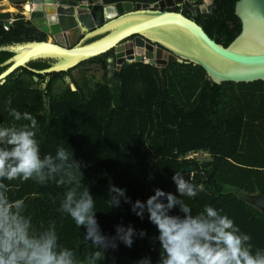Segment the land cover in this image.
I'll use <instances>...</instances> for the list:
<instances>
[{
    "label": "trees",
    "instance_id": "16d2710c",
    "mask_svg": "<svg viewBox=\"0 0 264 264\" xmlns=\"http://www.w3.org/2000/svg\"><path fill=\"white\" fill-rule=\"evenodd\" d=\"M87 1V0H73ZM103 4L118 1L154 3L159 0H92ZM213 9L196 15L183 7L181 13L200 25L215 42L226 46L240 31L234 14L237 0H212ZM14 6V5H13ZM11 20L7 29L4 23ZM45 34L28 19L18 15L9 19L0 13V46L44 40ZM89 41V40H88ZM87 41V42H88ZM109 52L80 64H96L104 72L102 80L92 83L82 75L79 83L71 71L38 74L52 63L49 59L31 61L9 75L0 85V121L10 117L3 107L7 96L13 106L36 112L40 93L30 86L34 78L47 80L50 112L40 120L39 137L44 151H54L59 143L73 147L75 156L88 166L82 171L86 181H94L91 191L106 198L108 180L125 187L133 200L151 194L154 187L174 191L173 171H182L193 183L203 182L206 191L185 201L193 212L205 204L222 209L250 233L253 243L264 247V211L238 197L235 191L264 197V81L249 83H212L205 71L192 63L173 62L156 67L144 62L124 63L107 78L105 56ZM12 54L0 51V72ZM79 64V65H80ZM75 85L72 90L68 84ZM57 84L63 85L56 90ZM68 143V144H67ZM188 153L204 156L186 158ZM11 195L25 197L27 211L37 221L58 218L57 204L48 199L56 189L33 181L11 182ZM97 217L102 228L111 232L121 220L138 228L155 231L147 219L141 221L129 211L128 204L108 211L98 200ZM64 243L77 248L82 256L79 230L70 218L58 219ZM144 239L134 241L131 248L123 245L110 257L119 255L139 259L157 253Z\"/></svg>",
    "mask_w": 264,
    "mask_h": 264
},
{
    "label": "clouds",
    "instance_id": "9594fccd",
    "mask_svg": "<svg viewBox=\"0 0 264 264\" xmlns=\"http://www.w3.org/2000/svg\"><path fill=\"white\" fill-rule=\"evenodd\" d=\"M37 10L48 22H57L56 0H38ZM30 87L40 93L35 113L13 106L11 96L3 100L11 119L0 121V264H102L121 245L131 248L137 239H146L150 251L157 253L155 260L145 254L137 264H264V247L254 244L252 235L222 209L208 203L193 212L185 198H197L206 188L203 182L186 179L182 171H173L174 191L154 187L143 200H133L111 179L106 198L94 195V181H86L82 171L88 165L75 156L72 146L59 143L54 151L43 150L38 117L47 118L50 112L47 80L36 78ZM29 180L55 187L48 199L57 204L58 218L37 221L27 211L26 198L11 195V182ZM98 200L106 202L105 213L128 204L129 211L141 221L146 218L155 231L150 234L122 220L105 231L97 217ZM64 217L79 230L82 256L61 239L58 219Z\"/></svg>",
    "mask_w": 264,
    "mask_h": 264
},
{
    "label": "water",
    "instance_id": "95a60500",
    "mask_svg": "<svg viewBox=\"0 0 264 264\" xmlns=\"http://www.w3.org/2000/svg\"><path fill=\"white\" fill-rule=\"evenodd\" d=\"M30 2L32 10L19 17L28 19L56 41L44 39L0 46V51L12 54L4 62L7 67L0 72V81L5 82L9 75L34 60H54L43 70H33L35 73L65 72L110 51L115 54L106 66L108 79L124 63L147 61L156 67L173 62L198 65L215 84L264 81V0L235 2L234 14L240 31L226 46L211 39L181 11L171 10L177 6L196 15L206 14L213 9L212 0H159L150 4L56 0V23L48 22L37 10L38 0ZM4 24L7 28L11 26L9 21ZM94 37L97 38L83 43ZM40 49L49 50L51 54H39ZM258 204L264 206V197H259ZM138 260L119 255L106 258L102 264H137Z\"/></svg>",
    "mask_w": 264,
    "mask_h": 264
},
{
    "label": "rangeland",
    "instance_id": "374dc122",
    "mask_svg": "<svg viewBox=\"0 0 264 264\" xmlns=\"http://www.w3.org/2000/svg\"><path fill=\"white\" fill-rule=\"evenodd\" d=\"M30 0H5L3 4V8L0 10V12L3 13H8L9 14V19H13L15 16H19L21 13L27 14L30 8V4H28ZM27 3V4H26ZM14 5L15 7H13ZM53 36L52 37H47L48 40L53 41ZM89 39H86L83 43L87 42ZM78 42L80 41L77 40ZM76 41V42H77ZM82 43V42H81ZM54 62V60H51ZM71 75L73 77V81L79 83L81 80L82 75H84L87 79L91 80L92 83L101 81L103 77V70L99 68L96 64H80L78 65L77 68L73 69L71 72ZM70 83L73 84L71 80H69L68 84L70 88L73 86L75 88V85L73 84L72 86ZM63 85L57 84L55 89L59 90L62 88ZM204 158V156H198L199 159ZM236 195L242 199H244L246 202L249 204L256 206L264 211V206H261L258 204V195H250L242 191H235Z\"/></svg>",
    "mask_w": 264,
    "mask_h": 264
},
{
    "label": "flooded vegetation",
    "instance_id": "af4514ba",
    "mask_svg": "<svg viewBox=\"0 0 264 264\" xmlns=\"http://www.w3.org/2000/svg\"><path fill=\"white\" fill-rule=\"evenodd\" d=\"M179 11H181V9H178ZM177 10V11H178ZM29 11H31V6H30V8H29ZM28 11V12H29ZM33 24V23H32ZM34 25V24H33ZM35 26V25H34ZM39 30V29H38ZM43 33V32H42ZM45 34V40L47 39V37H52V35H49V34H46V33H44ZM82 38V35L78 38V40L79 39H81ZM97 37H94V38H90L89 39V41H91V40H93V39H96ZM53 41H56V39H55V37L53 38ZM88 41V42H89ZM85 43H87V42H85ZM114 51H110L109 52V54H107L106 56H105V60H106V66H107V63L109 62V59H111V58H113L114 59ZM98 66V65H97ZM99 67V66H98ZM67 81H69V80H67Z\"/></svg>",
    "mask_w": 264,
    "mask_h": 264
},
{
    "label": "built area",
    "instance_id": "2783aa9c",
    "mask_svg": "<svg viewBox=\"0 0 264 264\" xmlns=\"http://www.w3.org/2000/svg\"><path fill=\"white\" fill-rule=\"evenodd\" d=\"M99 3H101L100 1H98ZM82 3H86V1H82ZM30 6H31V10H32V8H33V3H30ZM1 8H2V4H0V10H1ZM6 28V27H5ZM198 155V153H188V154H186V158H192L193 156H197ZM200 155V154H199ZM198 155V156H199Z\"/></svg>",
    "mask_w": 264,
    "mask_h": 264
},
{
    "label": "bare ground",
    "instance_id": "6f19581e",
    "mask_svg": "<svg viewBox=\"0 0 264 264\" xmlns=\"http://www.w3.org/2000/svg\"><path fill=\"white\" fill-rule=\"evenodd\" d=\"M27 4V3H26ZM29 4V3H28ZM30 6V5H29ZM36 23L38 24L39 21L36 20ZM42 52H40L39 54H51V52L49 50H44V49H40ZM46 51V52H45ZM132 60V59H129Z\"/></svg>",
    "mask_w": 264,
    "mask_h": 264
},
{
    "label": "crops",
    "instance_id": "0c3cea01",
    "mask_svg": "<svg viewBox=\"0 0 264 264\" xmlns=\"http://www.w3.org/2000/svg\"><path fill=\"white\" fill-rule=\"evenodd\" d=\"M0 2H2V3L4 4L5 0H2V1H0Z\"/></svg>",
    "mask_w": 264,
    "mask_h": 264
}]
</instances>
